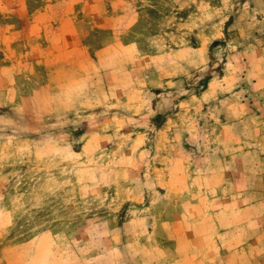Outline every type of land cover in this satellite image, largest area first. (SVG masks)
<instances>
[{"label": "rangeland", "instance_id": "obj_1", "mask_svg": "<svg viewBox=\"0 0 264 264\" xmlns=\"http://www.w3.org/2000/svg\"><path fill=\"white\" fill-rule=\"evenodd\" d=\"M60 2L0 0V264H264V0H72L58 59L10 33Z\"/></svg>", "mask_w": 264, "mask_h": 264}, {"label": "crops", "instance_id": "obj_2", "mask_svg": "<svg viewBox=\"0 0 264 264\" xmlns=\"http://www.w3.org/2000/svg\"><path fill=\"white\" fill-rule=\"evenodd\" d=\"M70 2H72V0L70 1L61 0L59 6H62L61 10L64 11L65 13L60 14V15L50 14L49 11L53 10V8L44 9L42 6V20L40 19L41 21L39 23L36 22L37 21L36 12L22 16L21 18H22L23 24L21 26H18L19 24L18 22H16L17 24L15 25L12 24L13 31H11L10 33L14 34L15 36H19V37H22V36L27 37V39L31 40L32 35L35 34V32H33L32 29L34 28L41 29L42 31H40L39 34L42 33V48H40V51H42V57H43V54L53 55L56 53L57 56L54 55V57L56 56V58L58 59L59 56L57 52L65 51L68 53L70 51L69 44L72 42L73 36H75V23L76 22H74L73 20V17H74L72 14L73 11L71 7L69 8L68 11L66 9V7L69 6L68 4ZM27 17L29 19H26ZM26 21H28L29 23L28 27L25 25ZM64 40H67L66 45L64 44ZM25 48H26L25 53H29V51L35 52L36 49L39 50L38 48L28 49L30 48L29 46H26ZM82 53H83V58H85L86 60H81V62H78L76 64L75 63L71 64V62H68V64L64 65L65 64L64 63L63 64L64 66H62V65H57V63L55 64L48 60L46 65L50 69V71H54V72L58 71L59 69L61 70L65 68H68V69L79 68L80 71L78 70V76L80 77L76 78L74 82L80 81L82 78L84 79V77L88 75L85 72V67L82 66V64L87 63L85 62L87 61V56L85 54L86 52L83 51V49H82ZM62 60H65V59H62ZM46 76H48V74ZM227 259H228V256H225L223 257L222 261L226 262Z\"/></svg>", "mask_w": 264, "mask_h": 264}]
</instances>
